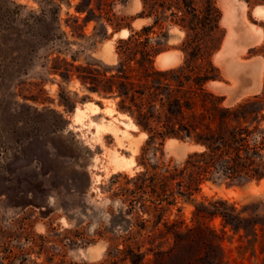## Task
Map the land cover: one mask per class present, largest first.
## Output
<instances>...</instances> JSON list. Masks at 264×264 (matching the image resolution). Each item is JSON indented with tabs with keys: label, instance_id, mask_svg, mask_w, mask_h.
<instances>
[{
	"label": "rangeland",
	"instance_id": "1",
	"mask_svg": "<svg viewBox=\"0 0 264 264\" xmlns=\"http://www.w3.org/2000/svg\"><path fill=\"white\" fill-rule=\"evenodd\" d=\"M78 1L0 0V13L5 3L12 26L0 21V264L101 261L109 242L98 231L125 232L114 223L124 218L123 198L130 196L131 177L145 169L143 162L181 161L194 148L189 141L167 138L162 151L143 153L147 132L117 108L119 97L90 91L75 67L65 64L113 70L116 44L128 34V25L139 28L152 21L141 15L142 1L107 0L104 17L88 21L86 12L76 10ZM214 1L221 31L211 59L220 74L205 86L224 94L228 104L257 94L252 106L264 113V4ZM99 2L90 3L96 13ZM32 11L43 12V19L32 21ZM77 15L78 28L73 26ZM103 21L107 33L94 35L104 31ZM115 22L119 26L113 31ZM162 23L168 31L166 49L155 64L167 68L185 58V30L168 19ZM63 67L71 68L69 75L61 74ZM144 197L156 201L155 193ZM194 198L178 201L169 217L194 223V202L201 199H226L240 212L241 218L232 220L239 229L219 215L207 217L221 235L218 264H264V177L207 179ZM151 224L145 229H155ZM197 242L199 237L186 239L184 250L164 264H182L180 254L198 251Z\"/></svg>",
	"mask_w": 264,
	"mask_h": 264
},
{
	"label": "trees",
	"instance_id": "2",
	"mask_svg": "<svg viewBox=\"0 0 264 264\" xmlns=\"http://www.w3.org/2000/svg\"><path fill=\"white\" fill-rule=\"evenodd\" d=\"M99 1V13L91 6V0H79L75 8L86 12L84 21L98 15L103 18L107 0ZM141 1V15L150 16L152 21L139 28L128 25V34L116 44L118 58L113 70L108 73L90 64L75 65L67 60L65 64L75 67L77 76L90 91L119 97L117 108L127 112L147 132L141 147L143 153L162 151L167 138L189 141L194 148L181 161L148 166L143 162L145 169L131 177L134 187L128 192L130 196L123 198L124 218L121 223H114L123 226L125 232L98 231L109 244L106 257L94 264H164L168 257L184 250L186 239L194 237H199L196 245L203 253L198 249L190 255L180 254L182 264H218L221 235L207 217L219 215L233 229H239L237 223H232L241 218L236 206L222 198L195 201L192 224L177 215L170 218L169 214L178 201L195 200L194 194L207 179L246 181L264 177V127H260L264 113L252 106L258 100L257 94L228 104L224 103V94L205 86L220 74L211 59L221 31L220 10L214 0ZM246 1L264 4V0ZM3 5L0 21L9 28L8 6ZM43 15L32 11L29 17L39 21ZM166 19L185 30V58L176 66L160 68L155 57L166 49L168 31L162 23ZM75 21L77 25L73 26L77 27L78 15ZM106 24L103 21L104 31L93 34L105 35ZM111 24L113 31L118 29L117 22ZM51 34L59 35L54 31ZM70 71L71 68L63 67L61 74L67 76ZM147 192L155 193L156 201L146 199ZM150 220L155 229L146 230Z\"/></svg>",
	"mask_w": 264,
	"mask_h": 264
},
{
	"label": "bare ground",
	"instance_id": "3",
	"mask_svg": "<svg viewBox=\"0 0 264 264\" xmlns=\"http://www.w3.org/2000/svg\"><path fill=\"white\" fill-rule=\"evenodd\" d=\"M97 109V108H96ZM132 125V124H131ZM121 161V160H120ZM119 163V162H118Z\"/></svg>",
	"mask_w": 264,
	"mask_h": 264
}]
</instances>
